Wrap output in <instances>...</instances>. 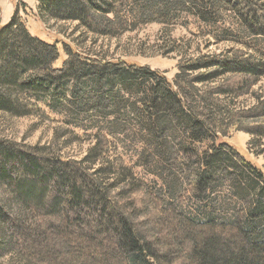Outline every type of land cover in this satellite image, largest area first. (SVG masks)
Segmentation results:
<instances>
[{"label": "trees", "instance_id": "obj_1", "mask_svg": "<svg viewBox=\"0 0 264 264\" xmlns=\"http://www.w3.org/2000/svg\"><path fill=\"white\" fill-rule=\"evenodd\" d=\"M38 2L43 18L76 21L87 32L98 36H118L138 23L169 24L186 14L201 24L219 27L226 37L255 55L198 58L182 65L181 73L212 71L189 80L179 73L172 87L147 67L125 61L82 58L66 46L68 58L60 67H55L59 57L56 44L31 35L23 22L13 16L7 25L0 27V111L11 116L42 112L36 105L25 103L24 97L40 99L50 95L56 102L55 97L65 93L69 84L77 87L82 84L99 97L109 93L113 110L120 111L123 102L114 99L112 93H119L123 88L137 100L124 107L137 110L148 132L146 145L152 152V164L154 159L157 161L154 170L159 175L171 172L176 164L171 161V154L162 149L165 141L172 143L164 130L173 118L170 129L176 125L190 146L181 148L178 154H187L192 146L203 142L207 146L203 151H194L195 159L187 172L180 168L188 176L183 194L176 196L186 194L194 205L178 214L171 227H165L164 241L163 232L153 221L159 220L160 213L167 209L165 193L160 189V194H144L139 184H134L130 170L120 165H103L106 154L101 146L109 141L99 133L81 161L51 156L45 147H27L0 139V187L4 186L11 202L23 200L21 206L28 207V202L34 201L37 205L34 209H46L43 212L49 215L59 214L56 217L60 221L53 223L57 225L53 229L56 240L65 242L72 251L71 259L65 264H264V174L227 143L214 145L213 128L218 125H210L217 121L213 118L214 123L209 124L204 108L191 107L188 103L195 94L186 93L194 83L225 74L245 77L246 85L248 79L264 74L261 44L264 42V0ZM200 99L204 104L210 97ZM259 110L254 116H264V104ZM97 113L102 118L110 115L103 109ZM251 133L264 138V125L254 127ZM223 182L237 196L246 198V208L232 209V212L210 200L213 189ZM10 200L0 195V232L7 223L13 225L14 231L28 236L30 231L14 218L9 219L5 212L11 205ZM143 215L145 219L141 218ZM177 249L182 250L183 257Z\"/></svg>", "mask_w": 264, "mask_h": 264}, {"label": "rangeland", "instance_id": "obj_2", "mask_svg": "<svg viewBox=\"0 0 264 264\" xmlns=\"http://www.w3.org/2000/svg\"><path fill=\"white\" fill-rule=\"evenodd\" d=\"M38 1L0 0V27L7 25L13 16H16L31 35L47 43L56 44L59 57L54 63L55 67H60L68 58L66 46L82 58L125 61L147 67L159 73L174 87L173 81L176 75L181 73L180 67L192 63L193 60L201 57L224 58L234 55L246 57L252 53L226 37L219 27L201 24L186 14H181L169 24L156 22L142 24L136 21L138 24L132 30L118 36H98L87 32L76 21L43 18L39 13ZM261 44L264 48V42ZM210 71L212 70L201 69L181 74L189 80L192 77L206 75ZM244 81L243 76L225 74L214 80L194 83L186 92L195 94L193 99L189 98L188 103L191 107H203L209 124L217 121L215 125H210H218L213 128L216 133L215 146L220 142L227 143L264 174V138L251 133L254 127L264 125V116H254L260 112L259 109L264 104V74L248 79L247 85ZM81 85L77 87V84L76 86L69 84L65 93L55 97L56 102L52 101L50 95L42 96L40 99L35 96L24 97L25 103L36 105L42 112L11 116L0 111V139L27 147H45L51 156L81 161L94 145L96 133L105 136L109 142L101 146L105 151L103 154H106L102 161L103 165H120L130 170L134 184L137 182L144 194L149 196L160 194V189L165 193L167 209L160 213L159 220L153 221L154 226L163 232L161 238L164 241L163 238L167 235L165 227H171L178 214L186 212L188 206L194 205L186 194L180 198L177 196L183 194L187 182L185 177L188 176L186 172L195 159L194 151L205 150L207 143L192 146L187 154H178L181 148L190 146L176 125L170 129L174 124L173 118L170 124L165 125L164 130L165 135L171 137L172 143L165 141L162 149L163 152L171 154L170 159L176 164L171 172L159 175L154 170L157 161L154 159L152 164V152L146 145L148 132L137 115V110L124 107L126 103L129 105L137 101L136 98L120 88L119 93H112V96L123 103L120 104V111H114L109 93H102L99 97L91 92V89ZM72 89H75L76 93H70ZM174 89L172 90L175 91ZM199 96L202 98L209 96L210 100L202 104ZM137 106L139 107V103ZM100 109L111 116L102 118L97 113ZM257 110L259 112H256ZM211 119L214 122H211ZM99 161L98 163H101ZM180 168L186 172L182 173ZM0 195L10 200L4 186L0 187ZM209 198L219 207L232 212H234L232 209L238 211L242 207L246 208L248 204L246 198L237 196L226 182L215 187ZM21 201L23 200L12 202L10 200L11 205L5 212L9 219L14 218L30 233L28 236L23 235L20 231H14L12 224L6 223L5 229L2 228L0 232V264L67 263L71 259L69 258L72 253L71 247L66 246L60 239L57 241L56 232L53 231L57 226L53 223L61 219L56 217L59 214L49 215L43 212L46 209L43 211L34 209L33 206H37L34 201H29L28 207H22ZM141 218L145 219V215ZM142 222L145 224L144 220ZM175 247L176 245L173 249ZM181 251L178 250V255L183 257Z\"/></svg>", "mask_w": 264, "mask_h": 264}]
</instances>
